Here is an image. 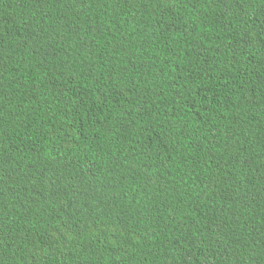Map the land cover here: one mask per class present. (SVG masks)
I'll list each match as a JSON object with an SVG mask.
<instances>
[{
	"label": "trees",
	"instance_id": "obj_1",
	"mask_svg": "<svg viewBox=\"0 0 264 264\" xmlns=\"http://www.w3.org/2000/svg\"><path fill=\"white\" fill-rule=\"evenodd\" d=\"M0 264H264V0H0Z\"/></svg>",
	"mask_w": 264,
	"mask_h": 264
}]
</instances>
